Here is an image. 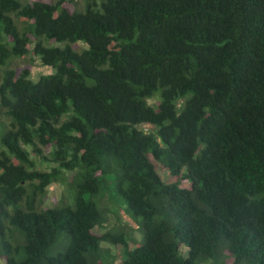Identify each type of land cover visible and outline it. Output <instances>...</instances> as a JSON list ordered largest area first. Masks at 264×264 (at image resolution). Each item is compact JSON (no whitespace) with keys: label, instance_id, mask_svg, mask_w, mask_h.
<instances>
[{"label":"trees","instance_id":"obj_1","mask_svg":"<svg viewBox=\"0 0 264 264\" xmlns=\"http://www.w3.org/2000/svg\"><path fill=\"white\" fill-rule=\"evenodd\" d=\"M0 264H264V0H0Z\"/></svg>","mask_w":264,"mask_h":264},{"label":"rangeland","instance_id":"obj_2","mask_svg":"<svg viewBox=\"0 0 264 264\" xmlns=\"http://www.w3.org/2000/svg\"><path fill=\"white\" fill-rule=\"evenodd\" d=\"M50 1V0H48ZM79 1V0H78ZM17 65V68L20 69H24L29 65H32V79L35 81H38L43 75H49L55 72L54 69L50 68V67H45L42 65L41 62L36 61L34 64L31 63L30 59H25V60H20L17 61L15 63ZM154 100L151 101V103ZM44 154L46 156L48 155L47 150H44ZM54 164H50V167L53 166ZM49 165L48 163H45V165L43 166L44 168H47ZM116 193L114 192V190H110L108 191L104 198L102 199L103 203L107 206H109L113 212H115L116 215H110L111 218V222L110 225L112 227L119 225V222H121L122 226H126L128 228H132V233L133 236L136 240H133L129 243L130 248L134 249V247H136L138 242H141L142 238H143V230H142V224H141V220L138 219V223H134V221L131 219L132 215L131 213H129L127 211V207L123 206V205H118L116 202L112 201V195H115ZM63 197L67 200L69 197V192L64 188V186L60 185V184H55L51 187V193H50V200L48 201V203L46 204L47 207H51L57 203H59ZM119 216V218L117 217ZM111 227V228H112ZM114 249V248H113ZM119 250H121V247H118ZM116 249V250H118ZM124 257V256H123Z\"/></svg>","mask_w":264,"mask_h":264}]
</instances>
